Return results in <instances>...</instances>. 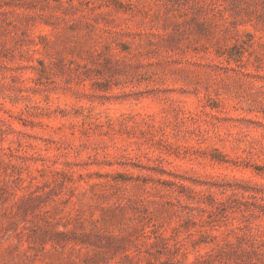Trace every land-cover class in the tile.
<instances>
[{"label":"rangeland","instance_id":"1","mask_svg":"<svg viewBox=\"0 0 264 264\" xmlns=\"http://www.w3.org/2000/svg\"><path fill=\"white\" fill-rule=\"evenodd\" d=\"M0 264H264V0H0Z\"/></svg>","mask_w":264,"mask_h":264}]
</instances>
